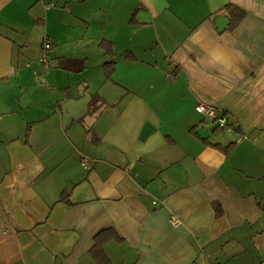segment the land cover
Segmentation results:
<instances>
[{
	"label": "crops",
	"instance_id": "0c3cea01",
	"mask_svg": "<svg viewBox=\"0 0 264 264\" xmlns=\"http://www.w3.org/2000/svg\"><path fill=\"white\" fill-rule=\"evenodd\" d=\"M103 230L110 264H264V0H0V264H98Z\"/></svg>",
	"mask_w": 264,
	"mask_h": 264
},
{
	"label": "trees",
	"instance_id": "16d2710c",
	"mask_svg": "<svg viewBox=\"0 0 264 264\" xmlns=\"http://www.w3.org/2000/svg\"><path fill=\"white\" fill-rule=\"evenodd\" d=\"M225 9H226L228 16L230 17L229 28L233 29L238 24V22L244 17L245 12L241 10L240 8L232 6V5H226ZM100 47L104 50V53L110 58V60L104 64L106 77L109 78L111 75L112 69L114 67V64H115L113 60V57H114L113 47H112L111 42H108L106 40H102L100 42ZM223 113L224 115H226L227 119H229L226 112L223 111ZM228 125L230 126L232 124L229 123L228 121ZM214 146H218V145L214 144ZM230 148H231V145L223 148V151L225 152V154H227ZM213 208L215 211V216L218 217L222 213V210L220 209V205L218 203H214ZM112 238L118 239L116 234L115 233L113 234L110 230H103L102 232L98 233L95 236V242L92 248L90 249V254L92 255V257L95 259V261L98 264H110L109 258L104 252L103 245L106 241Z\"/></svg>",
	"mask_w": 264,
	"mask_h": 264
},
{
	"label": "built area",
	"instance_id": "2783aa9c",
	"mask_svg": "<svg viewBox=\"0 0 264 264\" xmlns=\"http://www.w3.org/2000/svg\"><path fill=\"white\" fill-rule=\"evenodd\" d=\"M51 47L52 41L49 38H45L41 44V51L38 57L39 63H41V65L45 68L49 67V52ZM195 110L200 113L205 120L215 123L217 127L221 129H228V119L226 115H224L223 111L201 102L196 104ZM80 162L84 168L88 167L87 158H81ZM170 221L173 225H177L179 223L175 217H171ZM259 264H263V262H259Z\"/></svg>",
	"mask_w": 264,
	"mask_h": 264
},
{
	"label": "rangeland",
	"instance_id": "374dc122",
	"mask_svg": "<svg viewBox=\"0 0 264 264\" xmlns=\"http://www.w3.org/2000/svg\"><path fill=\"white\" fill-rule=\"evenodd\" d=\"M39 57V56H38ZM32 59H36V58H30V60H24V59H22L21 58V63H20V67L23 69V70H27V68H30V69H36L37 70V74L40 76V79L38 80V82H40L41 83V77L45 74V72H46V70H43L42 69V66L37 62V60H32ZM31 62V65H30V67H26V66H24L23 64H25V62ZM51 60L49 61V66H51ZM51 68V67H50ZM49 68V69H50ZM22 72V73H24L25 74V78H28L29 76H30V74H28L27 72ZM13 93L14 94H17V95H20L19 94V91L18 90H16V89H14V87H13ZM32 93V91H30V90H27V88H24L23 89V95L24 94H31ZM207 125L208 126H210L211 128H214L215 126H216V124L215 123H212L211 121H209V122H207ZM218 128H216V130H217ZM218 132H219V134L220 135H225V136H228V133L223 129V130H220V129H218L217 130Z\"/></svg>",
	"mask_w": 264,
	"mask_h": 264
},
{
	"label": "water",
	"instance_id": "95a60500",
	"mask_svg": "<svg viewBox=\"0 0 264 264\" xmlns=\"http://www.w3.org/2000/svg\"><path fill=\"white\" fill-rule=\"evenodd\" d=\"M228 23H229V20L225 16H219L215 19V24L219 31L223 30L227 26ZM197 132L202 138L209 135V132L204 128H199Z\"/></svg>",
	"mask_w": 264,
	"mask_h": 264
}]
</instances>
